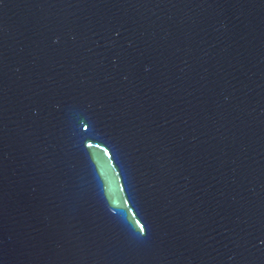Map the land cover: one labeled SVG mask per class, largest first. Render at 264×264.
<instances>
[{"label": "water", "instance_id": "obj_1", "mask_svg": "<svg viewBox=\"0 0 264 264\" xmlns=\"http://www.w3.org/2000/svg\"><path fill=\"white\" fill-rule=\"evenodd\" d=\"M0 264H264V0H0Z\"/></svg>", "mask_w": 264, "mask_h": 264}]
</instances>
